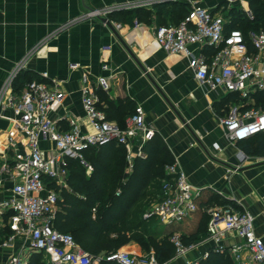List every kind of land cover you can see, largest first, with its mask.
Instances as JSON below:
<instances>
[{"label":"built area","instance_id":"built-area-1","mask_svg":"<svg viewBox=\"0 0 264 264\" xmlns=\"http://www.w3.org/2000/svg\"><path fill=\"white\" fill-rule=\"evenodd\" d=\"M163 1L107 5L90 9L83 17L109 18L117 10ZM190 1L189 13L179 22L156 26L157 42L168 53L184 54L200 83L213 88L221 86L239 95L240 100L234 101L221 118L228 139L245 140L264 131V104L258 106L254 101V94H264V29L244 32L240 27L228 28L230 20L220 9L212 10L201 6L198 0ZM226 1L238 2L252 17L245 0ZM118 26L121 24L117 23ZM204 48H212L213 52L209 55ZM79 65L72 62L70 67ZM22 67V62L17 63L0 88V119L7 121L5 127H0V186L5 180L12 183L10 193L0 198V227L11 230L0 240V246H10L15 240L23 242L2 264H29L34 252L44 254L45 264H99L102 260L120 264H164L153 253L137 254L123 248L94 256L71 232L57 229L54 222L62 189L69 187L70 159H78L92 170L93 165L84 150L116 141L127 148L129 167L133 168V148L141 155L144 144L156 134L155 128L146 121L143 106H135L125 125L109 119L100 105L98 90L110 88L112 75L92 80L85 73L81 98L90 126L84 128L82 118L75 113L66 111L52 116L65 97L54 85L32 79L16 89L14 83ZM103 68L110 67L104 64ZM42 76L47 77L48 73L43 72ZM214 146L219 147V143L215 142ZM166 172L170 177L163 180L161 193L150 203L144 217H155L162 224L182 222L199 208L201 190L176 162L167 164ZM207 213L208 235L218 246L222 248L224 235L232 232L239 238L230 246L236 261L264 264V238L255 229L252 212L230 205H215L209 206ZM171 241L176 247V256H184L195 247V244H186L178 233L171 236ZM208 254L203 251L201 256L206 258ZM199 257L187 260L186 264H200Z\"/></svg>","mask_w":264,"mask_h":264},{"label":"crops","instance_id":"crops-1","mask_svg":"<svg viewBox=\"0 0 264 264\" xmlns=\"http://www.w3.org/2000/svg\"><path fill=\"white\" fill-rule=\"evenodd\" d=\"M135 1L140 0H0V88L14 66L22 62L23 67L18 74L26 73L32 79L46 81L65 93L63 101L52 112L53 117L69 111L79 115L83 127L89 128L81 98L84 74H89L92 80L112 75L110 88L98 90L101 107L105 110L102 92L112 99L127 97L133 100L135 106L141 104L146 121L155 128L173 154V162L201 190L199 208L191 215V221L181 230L171 229L172 235L178 233L183 239L191 234L205 213L207 216L209 206L230 205L252 212L255 229L264 238V144L258 147L264 133L233 141L227 138L221 123L230 105L239 101V95L227 92L221 86L213 88L200 83L184 54L168 53L156 40L158 22L155 16L143 19L134 11L137 8L117 10L109 15L114 29L102 20L103 17H83L93 8ZM165 1H180L189 8L192 6L190 0ZM165 1L144 8L156 10L157 4ZM225 2L198 0L201 6L212 10L224 7ZM245 5L249 6L247 2ZM239 6L244 10L242 5ZM117 23L121 26L117 27ZM204 49L209 55L213 52L212 48ZM72 62H78L79 67L71 68ZM104 64L110 68H103ZM43 72H47L48 76L43 77ZM154 82L170 98L176 110L165 101ZM254 101L258 106L264 104V94H254ZM129 114L125 116L123 125ZM112 120L119 123L116 119ZM6 124V120L0 119L1 128ZM215 142L219 143V147L214 146ZM124 148L126 170L131 173L136 158L144 157L146 152L143 148L140 155L133 148L134 166L130 169L127 148ZM92 170L87 169L89 173ZM11 184L10 180L2 183L0 198L10 193ZM68 186L66 189L72 190L69 181ZM60 201H63V196ZM0 228L5 230L8 227ZM238 241L234 233L227 232L221 248L209 237L207 229L200 237L185 242L195 244L194 248L184 256H176L175 253L167 264H186L187 260L199 255L202 264L213 250L228 252L235 263L240 264L230 250V246ZM22 243V240H15L10 246H0V264ZM120 248L137 254L148 251L134 240ZM203 251L209 253L206 258L201 256ZM46 259L42 253L44 264Z\"/></svg>","mask_w":264,"mask_h":264},{"label":"trees","instance_id":"trees-1","mask_svg":"<svg viewBox=\"0 0 264 264\" xmlns=\"http://www.w3.org/2000/svg\"><path fill=\"white\" fill-rule=\"evenodd\" d=\"M248 1L253 16H248L239 5L233 6L230 16L227 15L230 20L228 28L240 27L244 32L264 29V0ZM168 6L172 8L169 9ZM134 11L143 19L155 16L158 25H161L179 22L189 13L190 8L184 2L165 1L157 4L156 10L143 7ZM31 77L26 73L18 74L15 88H22L26 82L32 80ZM101 94L105 99L107 117L116 119L123 125L125 116L135 108L133 100L127 97L112 99L105 92ZM262 133L264 131L251 137ZM263 144L264 139H260L258 147H263ZM143 148L146 154L136 158L131 173L126 170V150L116 141L84 150L87 160L94 167L89 176L85 174V165L78 159H70L68 181L73 189H62L63 201H60L61 209L55 217V227L77 236L78 239H75L94 256L116 250L131 240L148 249L145 238L154 241L160 257L166 255L160 262H166V259L169 260L175 255L176 247L170 240L173 230H163L155 217H144L147 206L161 193L163 180L170 177L166 172V165L172 163L174 157L158 133ZM74 188L79 193H75ZM118 189H121L119 193ZM208 220L209 214L206 216L205 213L197 228L187 237H183L184 242L198 238L206 232ZM9 230L0 229V240L9 234ZM113 233L115 237L112 236ZM157 236L169 237L158 240ZM29 264H44L42 253L34 252ZM99 264L120 263L102 260ZM202 264L236 263L228 252L213 250Z\"/></svg>","mask_w":264,"mask_h":264},{"label":"rangeland","instance_id":"rangeland-1","mask_svg":"<svg viewBox=\"0 0 264 264\" xmlns=\"http://www.w3.org/2000/svg\"><path fill=\"white\" fill-rule=\"evenodd\" d=\"M246 2H247V4L249 5L248 7H250V10L252 11V16H253V10L251 9V6H250V4H249V1L248 0H246ZM230 3H232V2H225V4L226 5H224V7H220V8H218V9H220L222 12H223V14L224 15H228V16H230V13H231V7L229 6L230 5ZM236 5H239V4H237V3H235ZM233 5H234V3H233ZM167 12H168V10H167ZM93 171V170H92ZM91 171V172H92ZM85 174L87 175V176H89L91 173H89L88 171L86 172L85 171ZM71 189H73V188H71ZM119 190H121V189H118L117 191H119ZM79 190H76L75 188H74V192L76 193V192H78ZM81 192V191H80ZM79 193V192H78ZM82 193V192H81ZM191 219H192V217L190 216V217H188V218H186L183 222H176V223H173V224H161L160 225V227L163 229V230H167V229H169V230H171V229H178V230H181V229H183L184 227H186L187 225V223H189L190 221H191ZM112 236H114L115 237V233H113L112 234ZM77 239H78V237L77 236H75ZM169 236H157V239L159 240V239H163V238H168ZM78 243H79V240L77 241ZM145 242H146V245H147V248H148V251H145L144 252V254H150V253H153V254H155L156 256H158V258L160 257V255H158L157 254V248H156V246H155V243H154V241L153 240H151V239H147V238H145ZM80 244V243H79ZM140 244V243H139ZM141 245V244H140ZM141 247V246H140ZM119 249H122V248H120L119 247ZM124 249H126V248H124ZM28 248H26V250L25 251H27L28 252ZM126 250H128V249H126ZM142 254H143V252H142ZM166 255H163V256H161L158 260L160 261V260H162V259H164V257H165ZM166 258V257H165ZM171 261H170V259L169 260H167L166 259V262H162V263H164V264H167V263H170ZM174 262V261H173Z\"/></svg>","mask_w":264,"mask_h":264},{"label":"water","instance_id":"water-1","mask_svg":"<svg viewBox=\"0 0 264 264\" xmlns=\"http://www.w3.org/2000/svg\"><path fill=\"white\" fill-rule=\"evenodd\" d=\"M102 20L107 21V23L110 25V27L114 29L113 24L111 23V20L109 18L103 17ZM141 67H142L143 70H145L143 64H141ZM154 83H156L155 85L158 88V90L161 93V95L163 96V98L165 99V101L171 106V108H173L174 110H176L175 105L172 103V101L170 100V98L165 94V92L162 90V88L157 84V82H154ZM178 113H180V112H178ZM181 120H183V118H181Z\"/></svg>","mask_w":264,"mask_h":264}]
</instances>
